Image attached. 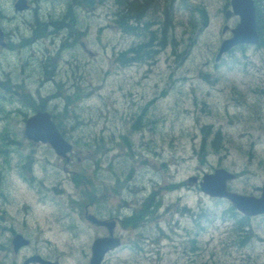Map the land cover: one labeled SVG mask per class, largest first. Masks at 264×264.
I'll return each mask as SVG.
<instances>
[{"label": "rangeland", "instance_id": "374dc122", "mask_svg": "<svg viewBox=\"0 0 264 264\" xmlns=\"http://www.w3.org/2000/svg\"><path fill=\"white\" fill-rule=\"evenodd\" d=\"M16 1L0 0V6L7 16L5 26L14 32L12 39L16 43L21 42V36L32 35L31 23H34L35 17L48 24L50 35L55 38L79 31L81 22L85 32L82 40L90 52L87 53L82 46L66 51L62 60L58 59L60 64L67 65L65 70L61 66L59 77L52 79L50 75H45L42 79L47 42L31 44L22 51L9 50L8 46H3L6 48H0V65L4 69L0 80V96L7 92L1 83L8 85L12 74L29 84L36 95L48 96L57 92L56 80L68 88L82 85L84 90L81 96L84 99L74 105L78 126L73 129L72 137L89 142L87 140H95L98 136L105 146L111 147L112 153L107 156L105 166L98 173L92 163L86 160L87 153L76 149L77 157L81 156L80 162L91 165L86 166L88 171L100 177L98 183H102L103 193H112L111 179L116 180L114 176L119 174L125 180V173L133 165L137 168L141 166L142 196L152 189L155 182H165L170 178L184 180L196 176L197 172L214 170L219 164L231 170L245 171L243 176L231 182L236 191L256 195L261 193L264 184V46L238 49L224 55L219 63L215 61V53L227 37L222 31L227 21L220 12L225 0H189L190 9L185 6L178 9L177 19H183L186 23L199 4L205 5L209 12L208 26L199 35L197 44L182 65L174 62L169 49L162 52L154 66L135 65L127 68L116 64L113 50L128 46L133 39L132 35H123L112 25L114 0H96L95 7L82 9L70 6L69 0H29L32 7L24 11L15 10ZM150 9L154 13L163 8L154 3ZM235 20L232 18L228 23L231 25ZM126 21L132 22L129 19ZM175 32L183 48L190 35L186 32V25L178 24ZM70 43L69 40H63L61 44L66 46ZM75 88L72 90L76 91ZM148 102V120L153 117V123L147 120L142 131H133L130 116H134L137 109ZM49 106L59 111L64 102L59 99L49 102ZM13 107L17 105L13 104ZM2 110L3 105L0 103V112ZM24 111L30 114L28 109ZM2 116L6 118V114ZM24 117L25 114L20 113L16 119L10 120L9 125L14 132L8 126L4 130L15 137L23 126ZM206 123L222 129L223 146L228 152L223 154L222 160L212 155L206 164H200L194 149ZM2 125L3 122L0 127ZM121 134L130 137L138 157L131 156L129 150L119 144ZM31 150L35 151L32 153L37 154L39 160H45V156L53 161L58 159L45 146H34ZM25 153H29V150ZM164 161L169 169L162 166ZM44 171V180L48 184H57L59 189H63V194L49 192L47 197L50 199L44 206L38 207H43L47 213L62 208L63 213L67 214L66 210L74 207L69 193L79 195L80 190L72 185L64 170L59 169L63 178L61 182L53 180L54 168ZM189 181L191 186L197 182L192 178ZM42 183L35 182L28 188L13 177L1 190L14 194L10 200L13 204L15 196L16 199H23L28 194L31 199H35V193L41 192L44 187ZM131 187L137 189L135 184ZM123 194L127 195L126 190ZM119 196L107 197L108 206H118L121 203ZM179 197L188 206L208 211L204 217L208 224L199 231L197 237L201 243L200 250H191L194 245L192 236L198 229L194 225L195 221L190 215L182 217L170 209L162 212L158 220L173 239L154 245L152 241L148 244L147 240H141L144 248H141L138 264H264V217L251 219L256 235L239 246L235 242L237 236L232 222L223 218L222 210L227 208V201L186 189L166 193L163 201L170 203ZM32 202L35 203L34 200ZM71 218L65 219L64 224L70 223ZM142 230L154 240L162 235L156 221ZM131 237L134 241L138 236L132 233ZM149 251L153 253L151 256Z\"/></svg>", "mask_w": 264, "mask_h": 264}, {"label": "flooded vegetation", "instance_id": "af4514ba", "mask_svg": "<svg viewBox=\"0 0 264 264\" xmlns=\"http://www.w3.org/2000/svg\"><path fill=\"white\" fill-rule=\"evenodd\" d=\"M5 39L0 43L9 46L7 34ZM58 58L50 60L45 52L43 68L47 71L49 63ZM28 108L30 112L33 111L30 106ZM34 146L41 144H22L17 137H12L11 132H0V264H98L95 243L97 239L112 236L120 241H111V248L106 250L101 264H138L141 255V194L130 192L127 190L129 187L125 189L127 195L124 196L123 191L103 193V185L96 186V191H91L84 207L68 208L67 214L63 213L62 208L47 213L43 207L32 206L28 194L23 199H16L15 196L14 203H10L14 194L1 188H5L11 178L16 177L28 188H31L32 181L44 178L47 162L36 160L33 165L31 149ZM26 150L30 152L28 155L25 154ZM67 160L72 161L70 157ZM106 162L91 160L96 173ZM75 172L69 169L68 174L73 176ZM125 176L135 178L128 171ZM114 177L120 179L122 176L118 174ZM54 179H60L57 171ZM99 179L98 175L93 176L94 182H100ZM57 191L58 187L53 185L50 191L36 192L37 205L44 206L48 193L55 194ZM114 195H120L121 203L108 206L107 197ZM71 216V222L64 224V220ZM132 233L138 236L134 241Z\"/></svg>", "mask_w": 264, "mask_h": 264}, {"label": "trees", "instance_id": "16d2710c", "mask_svg": "<svg viewBox=\"0 0 264 264\" xmlns=\"http://www.w3.org/2000/svg\"><path fill=\"white\" fill-rule=\"evenodd\" d=\"M129 2H125L124 0H117V21L116 23L119 26H123L128 29H135L136 27L131 23L127 22L126 19H129L131 16H135L138 19H141V28L137 26L139 29L135 32L141 37V58H137L141 60V63L146 64L150 63L152 60L159 56V53L164 50L171 48L172 55L177 60L182 59L183 54L187 49L191 50L194 45L197 43L198 35L200 32L208 25V11L205 5H198L195 7V16L194 14L188 19L187 23L183 19H178L175 21V16L173 15L172 8L167 10V14L162 16L158 11L150 14L151 7L155 4L160 6L159 0H128ZM90 2H95V0H89L88 2L84 0H80V4H86ZM186 3L188 5L187 0H182L181 3ZM72 6V5H71ZM188 7V6H187ZM257 15H258V28L260 33V45L264 46V0H257ZM130 20V19H129ZM177 24L186 25V32H190L191 34V43L185 44L184 50L181 49L182 41L176 36L175 28ZM141 31V35L139 34ZM80 34V32H79ZM258 46V47H259ZM247 47V46H246ZM245 47V48H246ZM75 97L77 99L81 98L80 91L78 90ZM28 99V98H27ZM73 97H69V103L71 102ZM28 103L34 106L35 100L28 99ZM38 109H47V107L38 106ZM148 105L142 108L143 113L141 114V122L145 119L147 115ZM211 125H204L202 127L203 138L200 141L199 155L201 153L204 155L208 152L216 153L222 152L220 149V141L222 140V131L217 129H212ZM69 136V135H68ZM212 142L209 143V140ZM127 139V138H125ZM123 139L124 144H126V140ZM76 142L81 144V142L76 139ZM91 143H96L97 148H101L102 141L98 138L90 141ZM96 149V150H99ZM207 150V151H206ZM203 161V160H202ZM173 186L171 185L170 188ZM152 201L149 199L145 202L141 209V224L147 219V217H151L154 213V210H151ZM223 218L229 219L232 221L233 228L235 230V234L237 236V242L239 246H243L251 240L256 235V229L251 222V217L245 216L240 213L235 207L231 204L227 205V208L223 210ZM154 216V215H153ZM201 224H203V220H201ZM194 245L196 246L197 239L193 240ZM207 264V263H205Z\"/></svg>", "mask_w": 264, "mask_h": 264}, {"label": "water", "instance_id": "95a60500", "mask_svg": "<svg viewBox=\"0 0 264 264\" xmlns=\"http://www.w3.org/2000/svg\"><path fill=\"white\" fill-rule=\"evenodd\" d=\"M232 5L233 11L229 10L227 16L237 14L240 16V21L232 29L233 36L223 41L217 60L222 57L224 52L237 44H257L260 41L254 0H232ZM25 7L26 3L24 0L17 3L18 9H24ZM227 28L228 26H225L224 31ZM26 131L35 141L50 142L59 154H66L72 149L71 143L60 133L49 112H39L30 117L27 121ZM235 177V173L225 168H219L214 173L205 174L201 182V188L212 196L228 198L244 215L256 216L264 214V185L260 196L241 194L231 191L228 187V181ZM107 244V239L97 242V245H102L104 249L107 248Z\"/></svg>", "mask_w": 264, "mask_h": 264}, {"label": "bare ground", "instance_id": "6f19581e", "mask_svg": "<svg viewBox=\"0 0 264 264\" xmlns=\"http://www.w3.org/2000/svg\"><path fill=\"white\" fill-rule=\"evenodd\" d=\"M257 1V0H256ZM170 6H171V3L169 2V1H167V0H165V1H163V6H162V8H163V10H168L169 8H170ZM128 22V21H127ZM2 85H3V87H4V91H8V85H5V84H3V83H1ZM12 135V134H11Z\"/></svg>", "mask_w": 264, "mask_h": 264}]
</instances>
